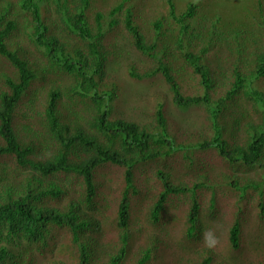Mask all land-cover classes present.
Listing matches in <instances>:
<instances>
[{
  "label": "trees",
  "instance_id": "obj_1",
  "mask_svg": "<svg viewBox=\"0 0 264 264\" xmlns=\"http://www.w3.org/2000/svg\"><path fill=\"white\" fill-rule=\"evenodd\" d=\"M0 264H264V0H0Z\"/></svg>",
  "mask_w": 264,
  "mask_h": 264
},
{
  "label": "rangeland",
  "instance_id": "obj_2",
  "mask_svg": "<svg viewBox=\"0 0 264 264\" xmlns=\"http://www.w3.org/2000/svg\"><path fill=\"white\" fill-rule=\"evenodd\" d=\"M183 224H184V223H182V221H181V222L179 223V225L175 228L174 233H175L176 235H178V236H181V235H182ZM208 229H209L210 231H215V232L217 233V236H215L217 242H216V244H215L214 247L218 250V243L220 242V239L218 238L219 232L216 230V228L214 227V225H210V226H208ZM217 229H219V228H217ZM204 234H205V233H204ZM221 239H225V236H224L223 232H222ZM199 246H200V247H202V246H206L205 243H204V237H203V241L199 244Z\"/></svg>",
  "mask_w": 264,
  "mask_h": 264
},
{
  "label": "clouds",
  "instance_id": "obj_3",
  "mask_svg": "<svg viewBox=\"0 0 264 264\" xmlns=\"http://www.w3.org/2000/svg\"><path fill=\"white\" fill-rule=\"evenodd\" d=\"M216 242V238L211 231H208L204 234V243L207 247H214Z\"/></svg>",
  "mask_w": 264,
  "mask_h": 264
}]
</instances>
